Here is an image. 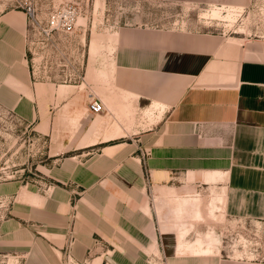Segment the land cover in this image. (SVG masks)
<instances>
[{"label": "crops", "instance_id": "crops-1", "mask_svg": "<svg viewBox=\"0 0 264 264\" xmlns=\"http://www.w3.org/2000/svg\"><path fill=\"white\" fill-rule=\"evenodd\" d=\"M168 1L177 18L121 29L100 97L105 109H88L78 138L58 144L56 155L70 154L48 168L43 188L6 191L14 201L0 223L3 264H67V250L68 264H264L226 255L220 242L200 245L211 215L185 209L184 199L209 193L218 217L264 224L260 18L251 19L252 33L237 36L203 15L229 7L249 19L254 0ZM184 10L196 17L178 16ZM13 46H0V83L5 66L17 64ZM14 70L10 87H0L7 106L20 104L30 79V70ZM52 118L26 117L50 136Z\"/></svg>", "mask_w": 264, "mask_h": 264}, {"label": "rangeland", "instance_id": "rangeland-1", "mask_svg": "<svg viewBox=\"0 0 264 264\" xmlns=\"http://www.w3.org/2000/svg\"><path fill=\"white\" fill-rule=\"evenodd\" d=\"M252 3L249 19L238 18L242 10L233 21L216 18L223 20L221 26L238 31L237 36L248 35L251 19L260 18V35L264 36V0ZM175 7L168 0H0V46L7 40L14 43L10 53L17 63L5 66L7 74L0 87H10L6 78L15 73L14 68L21 73L30 70L20 104L0 103V223L14 201L6 195V191L16 190L10 185L25 186L31 191L43 188L40 183L46 180L48 168L70 154L56 155L58 144L74 141L80 135L81 119L87 116L90 102L107 95L106 83L111 81L113 52L121 29L162 16L177 18ZM212 9L203 15L212 16ZM180 13L178 16L196 17L185 10ZM16 35L22 37L24 57ZM5 56L6 50L0 47V58ZM11 89L19 95L15 88ZM26 117H55L51 122L53 136ZM208 194L184 198L185 209L209 210L211 215L205 220L203 216L196 218L204 220L201 228L207 231L198 237L199 244L202 240L210 245L220 242L226 255L264 259V224L237 222L223 213L218 217L215 195L209 201ZM211 250L208 247L195 252Z\"/></svg>", "mask_w": 264, "mask_h": 264}, {"label": "bare ground", "instance_id": "bare-ground-1", "mask_svg": "<svg viewBox=\"0 0 264 264\" xmlns=\"http://www.w3.org/2000/svg\"><path fill=\"white\" fill-rule=\"evenodd\" d=\"M224 9V8H223ZM223 9L221 8H218V7H214L212 9V16H215V17H220V18H226V19H229V20H235L236 19V15L238 12H240L241 9H236V8H227L225 13H223ZM205 15H209L208 13H205ZM219 200H222V195H219ZM222 204V203H221ZM219 208V207H218Z\"/></svg>", "mask_w": 264, "mask_h": 264}, {"label": "built area", "instance_id": "built-area-1", "mask_svg": "<svg viewBox=\"0 0 264 264\" xmlns=\"http://www.w3.org/2000/svg\"><path fill=\"white\" fill-rule=\"evenodd\" d=\"M105 109V104L103 102V100L101 99H94L90 102L89 105V110L94 113V114H98L101 111H103ZM67 252V262H71V260L69 259L70 254H69V250L66 251Z\"/></svg>", "mask_w": 264, "mask_h": 264}]
</instances>
